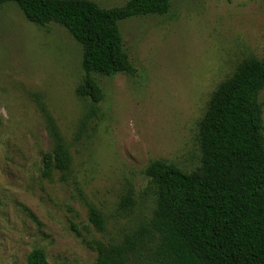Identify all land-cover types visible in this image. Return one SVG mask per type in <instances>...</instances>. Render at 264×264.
<instances>
[{
	"label": "rangeland",
	"instance_id": "374dc122",
	"mask_svg": "<svg viewBox=\"0 0 264 264\" xmlns=\"http://www.w3.org/2000/svg\"><path fill=\"white\" fill-rule=\"evenodd\" d=\"M120 28L135 69L97 75L104 96L93 103L78 93L83 49L67 29L0 5V264H27L34 248L49 264H97L99 243H120L153 215L147 166L195 169L215 91L245 59L264 57V0H173L167 14ZM260 99L264 109V91ZM49 115L71 153L67 178L44 173ZM127 195L134 202L123 207Z\"/></svg>",
	"mask_w": 264,
	"mask_h": 264
},
{
	"label": "trees",
	"instance_id": "16d2710c",
	"mask_svg": "<svg viewBox=\"0 0 264 264\" xmlns=\"http://www.w3.org/2000/svg\"><path fill=\"white\" fill-rule=\"evenodd\" d=\"M16 3L39 25L63 26L83 49V82L78 93L99 103L97 75L134 71L120 22L167 14L173 0H128L102 7L94 0H0ZM264 57L245 59L215 91L200 122V164L185 170L154 160L146 175L155 188L153 215L118 244L99 243L97 264H264ZM53 150L44 154V173H67L71 153L49 115ZM127 195L121 205L133 204ZM90 217L105 221L96 207ZM27 264H49L34 248Z\"/></svg>",
	"mask_w": 264,
	"mask_h": 264
}]
</instances>
